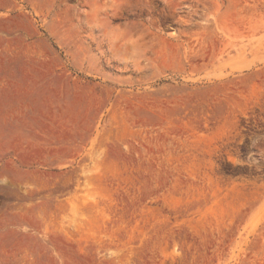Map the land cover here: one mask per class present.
Returning a JSON list of instances; mask_svg holds the SVG:
<instances>
[{"label":"rangeland","instance_id":"rangeland-1","mask_svg":"<svg viewBox=\"0 0 264 264\" xmlns=\"http://www.w3.org/2000/svg\"><path fill=\"white\" fill-rule=\"evenodd\" d=\"M0 264H264V0H0Z\"/></svg>","mask_w":264,"mask_h":264}]
</instances>
